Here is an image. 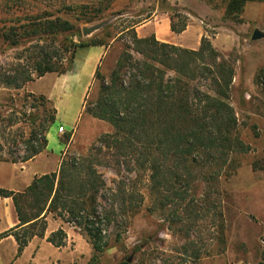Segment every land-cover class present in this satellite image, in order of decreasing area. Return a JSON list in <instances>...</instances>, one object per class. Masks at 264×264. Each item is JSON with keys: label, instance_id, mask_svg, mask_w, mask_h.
I'll use <instances>...</instances> for the list:
<instances>
[{"label": "rangeland", "instance_id": "obj_1", "mask_svg": "<svg viewBox=\"0 0 264 264\" xmlns=\"http://www.w3.org/2000/svg\"><path fill=\"white\" fill-rule=\"evenodd\" d=\"M228 2L0 0L2 72L18 64L25 65L28 73L32 71V52L24 49H31L33 44H26V48L13 47L10 42H4L2 34L39 17L67 20L75 26V32L81 33V36L67 34L59 39L61 46L70 50L64 54L60 66L64 69L69 68L71 51L76 45L94 40L108 44L110 54L101 69L103 76L111 74L126 47H133V32L156 18L160 25L163 19H168L178 28L186 27L176 34L178 41L174 46L180 49L198 51L202 39H208L221 59L229 61L234 68L229 103L237 120L234 135L245 145V150L232 151L221 169L214 162L208 163L205 156L200 159L198 169H193L197 180L191 185L187 200L175 199L168 211L164 208L163 212L158 208L153 210L156 208L150 195L149 171L128 165L131 161L123 153L97 143L86 151L71 152L64 162L95 169L104 181L98 195V211L102 217L110 218V224L106 221L103 227L106 231L104 251L95 253L89 238L79 229L48 215L45 237L34 238L21 255H18L12 236L0 239V264H264V173L254 168L256 164L264 165V39L252 40L254 31L264 33V2L246 4L239 22L225 18ZM101 23H105L102 29L89 36L83 35L84 28ZM132 53L134 59H140ZM184 59H179L183 72L195 75L189 82L191 97L213 96L212 77L208 80L197 73L199 61L191 63L187 56ZM210 65H213L211 59ZM99 83L94 82L89 102L96 100ZM27 85L20 90L0 88V165L22 161L32 131L50 116L51 104L39 102L37 98L41 95L27 92ZM80 97L79 92L72 94L70 105L74 111L81 106ZM85 121L86 117L81 124ZM67 135L65 132L63 137ZM210 187L220 192L222 198L226 226L222 254H216L218 223L213 221V213L210 214L213 206L210 202H201ZM1 199L0 235L17 224L12 200L4 202ZM191 202L202 206V216L195 222L192 215H188L190 208L185 210ZM173 211L181 212L177 224L173 222ZM59 229L66 233V245L55 248L47 238ZM195 251H212V256L193 260L190 257Z\"/></svg>", "mask_w": 264, "mask_h": 264}, {"label": "trees", "instance_id": "obj_2", "mask_svg": "<svg viewBox=\"0 0 264 264\" xmlns=\"http://www.w3.org/2000/svg\"><path fill=\"white\" fill-rule=\"evenodd\" d=\"M253 2L264 0H229L225 18L239 22L246 4ZM185 29V26L178 28L172 20L173 33L180 34ZM75 30L73 24L59 17L53 20L39 17L2 34L4 42H10L13 47L26 48V44H33L31 49H24L32 52L33 69L28 73L25 65L18 64L7 72L0 71V88L20 90L46 74H65L77 48L108 46L102 40L76 45L71 51L69 68L64 69L60 66L64 54L70 50L61 46L59 39L67 34L81 36ZM132 52L140 59H134ZM186 56L191 63L199 61L197 73L208 80L212 77L213 96L191 97L189 82L195 75L184 73L179 60L184 57L186 60ZM210 59L213 65H210ZM234 78L232 64L221 59L206 38L202 39L198 51H187L161 43L154 36L139 38L136 31L133 32V47H126L111 74L103 76L100 69L97 70L95 82H100L99 94L93 102L86 100L85 111L93 118L109 123L113 132L100 136L96 143L123 153L131 161L128 165L149 171L154 212L157 208L168 211L175 199L187 200L191 185L197 180L193 169H198L204 156L208 163L214 162L221 169L232 151L245 150V145L234 135L237 120L229 103ZM37 100L43 105L50 103L52 109L47 121L32 131L27 154L20 162L32 160L46 149V135L55 123L56 110L52 103L45 96H39ZM83 167V164L77 167L76 163L63 161L57 172L36 178L23 192L0 189V198L12 199L18 219V224L2 233L0 239L12 236L18 255H21L34 238L45 237L46 220L52 215L67 226L79 229L89 238L95 253H102L106 247L103 227L106 221L110 224V218L102 217L98 211V195L104 181L95 169ZM254 168L264 173V165L256 164ZM213 189L210 187L204 193L201 202H210L213 206L214 211L210 214L213 213V221L218 223L216 254H222L226 245V226L221 194ZM187 207L186 211L191 210L188 215H192L194 222L198 221L202 216L200 203L194 205L191 202ZM180 213L173 211L174 224L179 221L176 219ZM66 238L65 231L59 229L47 238V242L62 248ZM208 256H212V251H195L190 258L200 260Z\"/></svg>", "mask_w": 264, "mask_h": 264}, {"label": "crops", "instance_id": "obj_3", "mask_svg": "<svg viewBox=\"0 0 264 264\" xmlns=\"http://www.w3.org/2000/svg\"><path fill=\"white\" fill-rule=\"evenodd\" d=\"M136 33L139 38L153 35L162 43L175 45L178 41V36L171 31V21L168 19H163L160 25L156 18L138 27ZM109 51L110 46L79 47L65 74H46L36 82L28 83L27 92L45 96L52 103L56 110L55 123L46 135L48 144L42 153L27 162L0 165V189L25 191L36 178L57 172L68 154L86 151L100 136L113 132L109 123L95 119L85 111L96 72L98 69L101 71L109 57ZM76 92L81 93V106L74 111L70 102L72 94ZM84 117L86 121L82 125ZM60 127L65 128L68 133L66 137L59 133ZM1 200L7 202L10 199Z\"/></svg>", "mask_w": 264, "mask_h": 264}, {"label": "water", "instance_id": "obj_4", "mask_svg": "<svg viewBox=\"0 0 264 264\" xmlns=\"http://www.w3.org/2000/svg\"><path fill=\"white\" fill-rule=\"evenodd\" d=\"M104 26H105V23H101V24H98V25H96L94 27H91V28H84L82 30V33H83L84 36H89V35L93 34L94 32L99 31ZM261 39H264V33H262L259 30L254 31V33L252 35V40L253 41H258V40H261Z\"/></svg>", "mask_w": 264, "mask_h": 264}, {"label": "built area", "instance_id": "obj_5", "mask_svg": "<svg viewBox=\"0 0 264 264\" xmlns=\"http://www.w3.org/2000/svg\"><path fill=\"white\" fill-rule=\"evenodd\" d=\"M66 131H65V128L64 127H60L59 128V133L60 134H64Z\"/></svg>", "mask_w": 264, "mask_h": 264}]
</instances>
